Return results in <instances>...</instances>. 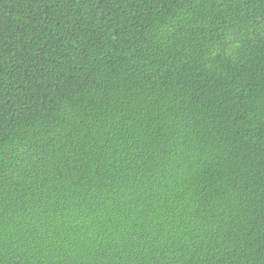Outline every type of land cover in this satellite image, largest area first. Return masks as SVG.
Segmentation results:
<instances>
[{
  "label": "trees",
  "instance_id": "obj_1",
  "mask_svg": "<svg viewBox=\"0 0 264 264\" xmlns=\"http://www.w3.org/2000/svg\"><path fill=\"white\" fill-rule=\"evenodd\" d=\"M0 264H264V0H0Z\"/></svg>",
  "mask_w": 264,
  "mask_h": 264
}]
</instances>
